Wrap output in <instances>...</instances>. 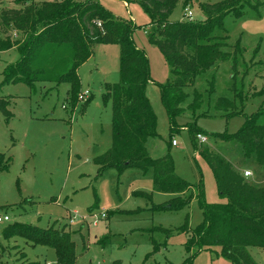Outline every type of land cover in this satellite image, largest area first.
I'll return each instance as SVG.
<instances>
[{
	"label": "rangeland",
	"instance_id": "1",
	"mask_svg": "<svg viewBox=\"0 0 264 264\" xmlns=\"http://www.w3.org/2000/svg\"><path fill=\"white\" fill-rule=\"evenodd\" d=\"M52 1L63 0H34L36 4ZM96 1L115 18L131 19L136 26L132 39L149 60L151 81L146 97L157 120L158 137L148 141L147 151L152 160L171 156L176 176L193 186V198L182 209H157L171 196L153 191L152 169L143 172L130 168L122 174L108 169L97 176L94 159L105 154L113 142V102L105 99V85L120 82V47L95 45L90 59L78 69L80 93H88L90 99L87 104H72L68 84L0 86V100L9 102L11 114L7 121L0 112V152L11 160L9 170L0 172V215L9 218V222L0 223L2 264H23L17 261L23 255L34 263H57L53 248L21 238L5 240L4 228L14 224L42 229L55 226L71 234L74 264H185L192 256V264H232L221 257L219 247L200 252L186 250L190 232L204 221L197 199L199 185L203 186L206 204L226 203L217 191L211 168L194 149L187 125L192 122L207 138V142L199 143L200 148L235 161L237 155L231 146L209 135H232L264 110V0H259L263 7L258 14L247 8L240 19H225L219 34L227 38L229 51L240 50L236 67L232 58L219 63L185 89V107L195 94L202 96L204 103L194 120L189 112L179 117V128L174 132L160 94V87L170 78V67L149 41L154 27L139 0ZM220 1L179 0L169 20H189L186 8L191 11V20L202 21L199 5ZM7 8H14L12 0H0V13ZM12 37V42L24 39L15 32ZM15 47L0 52V84L4 68L20 58ZM212 80L215 93L209 97L208 84ZM233 96L237 114L226 116L229 113L215 109L218 98ZM172 141L177 145H171ZM244 167L252 174L249 180L264 185L251 162H245ZM138 193L152 195L153 199L146 200ZM247 252L254 264H264L262 249L251 247Z\"/></svg>",
	"mask_w": 264,
	"mask_h": 264
},
{
	"label": "trees",
	"instance_id": "2",
	"mask_svg": "<svg viewBox=\"0 0 264 264\" xmlns=\"http://www.w3.org/2000/svg\"><path fill=\"white\" fill-rule=\"evenodd\" d=\"M178 2L139 0L154 27L149 41L159 49L170 67V78L160 87V94L172 132L179 128L176 123L179 117L189 112L194 120L204 103L202 96L195 94L192 103L185 107L188 98L185 89L219 63L232 58L234 69L236 67L240 50L233 48L229 51L227 38L219 34L224 29L225 19L229 16L240 19L247 8L258 14L263 7L259 0H222L199 5L204 16L202 21L171 22L169 18ZM12 3L14 8L3 9L0 13V52L16 46L20 58L4 68L0 86L23 84L34 88L38 83L68 84L69 100L76 105L80 94L78 69L90 59L93 47L98 44L118 45L120 82L105 85V99L111 98L113 102V142L105 154L94 159L97 176H102L108 169H115L119 174L130 168L143 172L152 169L153 191L171 196L157 209L178 210L188 206L193 198L190 194L193 186L176 176L171 156L152 160L147 151L148 141L158 137L157 120L146 97V87L151 81L149 60L134 44L132 34L136 26L133 21L115 18L96 0L40 4L34 0H12ZM14 32L24 39L12 42ZM261 91L264 92V86ZM207 93L209 97L215 93L213 80L208 84ZM235 99L234 96L233 99L218 98L215 109L229 113L226 116L235 115ZM8 106L7 100H0V112L7 121L11 117ZM187 129L194 149L199 150L211 168L217 191L226 203L206 204L203 186L199 185L197 199L204 212V221L198 229L189 231L186 250L200 252L219 247L221 257L232 264H254L247 249L254 247L264 251V185L249 180L243 172L247 170L244 163L251 162L255 173L264 179V110L232 135H209L215 141L231 146L237 155L234 162L200 148L198 135L204 134L192 122ZM10 164V158L0 152V172L8 171ZM138 195L146 200L153 199L149 194ZM3 237L7 241L21 238L33 245L53 248L57 255L56 264H74L71 234L59 231L55 226L42 229L32 225H8L3 230ZM192 258H188L185 264H192ZM17 261L39 264L28 261L25 255Z\"/></svg>",
	"mask_w": 264,
	"mask_h": 264
},
{
	"label": "built area",
	"instance_id": "3",
	"mask_svg": "<svg viewBox=\"0 0 264 264\" xmlns=\"http://www.w3.org/2000/svg\"><path fill=\"white\" fill-rule=\"evenodd\" d=\"M187 12H188L187 16L191 19V16H192L191 11H189V10L187 9ZM87 99H88V93H84V94L80 93L79 96H78V101H79V102H86ZM198 140H199L200 143H205V142H207V138H206L205 136H203V135H198ZM172 145L175 146V145H177V143H176L175 141H173V142H172ZM251 175H252V174H251V172H249V171H245V172H244V176H245L246 178H247V177H250ZM3 222H9V218H8L7 216L2 217V216L0 215V223H3Z\"/></svg>",
	"mask_w": 264,
	"mask_h": 264
},
{
	"label": "crops",
	"instance_id": "4",
	"mask_svg": "<svg viewBox=\"0 0 264 264\" xmlns=\"http://www.w3.org/2000/svg\"><path fill=\"white\" fill-rule=\"evenodd\" d=\"M53 2V1H52ZM1 74H2V72H1ZM3 81V80H2Z\"/></svg>",
	"mask_w": 264,
	"mask_h": 264
}]
</instances>
